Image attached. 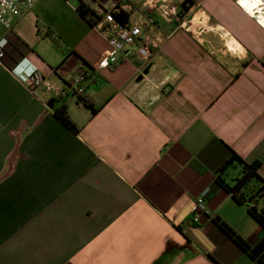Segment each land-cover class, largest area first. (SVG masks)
Returning <instances> with one entry per match:
<instances>
[{"label":"crops","instance_id":"obj_1","mask_svg":"<svg viewBox=\"0 0 264 264\" xmlns=\"http://www.w3.org/2000/svg\"><path fill=\"white\" fill-rule=\"evenodd\" d=\"M83 1L119 6L154 56L129 45L99 68L110 47L78 0L0 24V264H252L215 219L251 246L264 237L225 189L241 166L218 175L233 151L264 178V26L236 0H167L180 21L146 0ZM24 58L64 93L15 76ZM88 66L93 109L69 88Z\"/></svg>","mask_w":264,"mask_h":264},{"label":"built area","instance_id":"obj_2","mask_svg":"<svg viewBox=\"0 0 264 264\" xmlns=\"http://www.w3.org/2000/svg\"><path fill=\"white\" fill-rule=\"evenodd\" d=\"M167 0H146L145 5L149 9H158L168 18L182 20V14L176 6H170ZM35 0H0V24L9 26L23 12L31 9ZM239 7L250 17L255 18L261 25L264 24L259 20L264 17V0H236ZM120 8V7H119ZM118 6L111 8L100 7L98 14L101 16L99 20L92 26L101 33L109 44V51L106 56L98 62V67H112L118 63L119 57L122 56L126 46L136 45V57L142 61H148L154 56V50L149 39L142 36V26L134 25L130 22L121 24L114 18V13L119 11ZM121 9V8H120ZM3 55L0 47V57ZM24 58L13 69L12 72L23 81H31L36 87H42L45 92L61 95L65 88L55 86L50 83L39 70ZM28 63V69L23 70V63ZM95 70L94 67H92ZM90 70L78 72L74 75L73 80L69 83V88L78 96L85 92L84 83L86 82ZM207 190L203 191L196 199L194 207V219L198 220L202 214H209L205 204V196Z\"/></svg>","mask_w":264,"mask_h":264},{"label":"trees","instance_id":"obj_3","mask_svg":"<svg viewBox=\"0 0 264 264\" xmlns=\"http://www.w3.org/2000/svg\"><path fill=\"white\" fill-rule=\"evenodd\" d=\"M76 9L78 13L88 21L91 27L101 18V16L83 0H78ZM186 9L187 6H185V3L181 5L182 13L183 10L185 11ZM114 18L118 23L124 24L128 22L129 14L119 8V11L114 13ZM88 70L93 72L91 66H88ZM79 99L86 107L93 109V103L85 92L79 96ZM55 115L68 128L75 129L65 104L55 110ZM230 153L228 159L221 168H219L218 175L220 176L221 173L234 162L241 166L240 176L235 179L232 186H226L225 189L231 193L234 201L239 204H246L249 215L264 229V178L258 173L260 163L257 161L247 163L235 152L231 151ZM219 176L218 180H220V184L225 187ZM215 220L216 222L218 221L220 228L236 242L240 249L248 254L252 260V264H264V237L258 244L251 246L235 234L224 222H221L219 218Z\"/></svg>","mask_w":264,"mask_h":264},{"label":"bare ground","instance_id":"obj_4","mask_svg":"<svg viewBox=\"0 0 264 264\" xmlns=\"http://www.w3.org/2000/svg\"><path fill=\"white\" fill-rule=\"evenodd\" d=\"M254 3H257V0H254ZM264 24V17L259 19Z\"/></svg>","mask_w":264,"mask_h":264},{"label":"clouds","instance_id":"obj_5","mask_svg":"<svg viewBox=\"0 0 264 264\" xmlns=\"http://www.w3.org/2000/svg\"><path fill=\"white\" fill-rule=\"evenodd\" d=\"M27 62V61H26Z\"/></svg>","mask_w":264,"mask_h":264}]
</instances>
